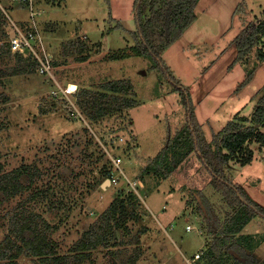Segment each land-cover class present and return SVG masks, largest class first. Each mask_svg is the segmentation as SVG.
<instances>
[{
	"label": "rangeland",
	"instance_id": "rangeland-1",
	"mask_svg": "<svg viewBox=\"0 0 264 264\" xmlns=\"http://www.w3.org/2000/svg\"><path fill=\"white\" fill-rule=\"evenodd\" d=\"M0 4L4 8L0 9L4 19L0 23V176L27 166L32 177L28 185V176H21L27 184L24 189L0 203V249L7 251L0 264H8L20 244L9 217H17L23 207L35 215L61 254L70 253L85 232L109 221L106 243L89 251L80 264H119L124 255L138 257L134 264H188L185 258L192 264H209L204 253L235 210L211 186L194 153L167 178L142 173L147 159L165 145L168 132L172 135L185 122V109L178 92L151 67L150 58L111 59L112 53L121 54L134 43L129 31L135 29L133 0H37L33 14L10 0ZM195 13L194 21L162 57L189 88L209 140L234 114L248 115L257 103L264 85V61L257 62L255 53L264 49V42L236 61L233 40L244 25L264 16V0H199ZM106 21L116 24L112 33L107 40L95 37V24L106 26ZM7 23L22 31L39 30L35 43L41 61L47 65L50 59L48 69L26 54V60L37 59L33 66L25 73L10 70L21 59L9 48ZM81 23L79 31L90 39L78 31ZM120 23L126 29L121 30ZM5 45L9 53L2 49ZM119 80L129 84L128 92L102 86ZM70 83L77 91L65 97L62 88ZM80 96L89 98L93 106L84 111L77 104ZM114 96L115 103L126 96L135 104L93 117L95 107ZM246 147L253 151L251 160L241 164L237 156L232 158L227 174L264 206V145L247 142ZM116 156L124 175L118 174L117 182L107 181ZM127 180H138L140 185L135 189ZM37 189L41 192L26 201ZM200 207L208 217L202 216ZM241 233L255 241L242 253L244 259L264 264V239L256 244L264 236V219L252 218ZM235 250L230 249L240 258ZM197 252L200 257L193 259ZM228 253L220 264H239ZM14 260L43 264L24 253Z\"/></svg>",
	"mask_w": 264,
	"mask_h": 264
},
{
	"label": "trees",
	"instance_id": "trees-1",
	"mask_svg": "<svg viewBox=\"0 0 264 264\" xmlns=\"http://www.w3.org/2000/svg\"><path fill=\"white\" fill-rule=\"evenodd\" d=\"M198 1L133 0L132 15L135 29L130 31V34L134 43L128 50L122 49L121 54L112 53L111 59L129 56L150 58L153 62L151 67L158 70L171 84L172 89L178 92L185 109V122L172 135L171 132H168L165 145L157 154L147 159L142 173L151 172L162 178H167L191 153H194L208 173L211 186L219 191L224 202L235 210L220 225L218 234L204 253L205 259L209 264H220L222 258L229 254L228 252L233 254L230 251L233 248L237 250L235 252H239L240 256L238 258L233 254L236 263L241 264L245 260L244 264H252L250 257L244 259L242 253L247 248L252 247L255 241L252 243V238L249 235H243L241 231L252 218L257 216L264 219V206L257 203L247 194L244 187L231 179L227 174L226 165L229 160L236 156L241 164H246L251 160L253 151L246 147L247 142H257L264 145V131L261 130L264 128V85L250 114H234L233 118L228 120L218 132L212 134L211 139L208 140L205 137L201 123L196 116L195 105L189 88L175 77L162 57L165 49L196 18L195 7ZM2 20L4 19L0 11V23ZM233 42L237 48L235 60L240 61L247 58L253 48L264 42V16L244 25ZM5 46L7 47V45ZM2 49L9 51L8 47ZM14 53L21 60H19V65L17 64L16 67L10 69L13 72L25 73L33 66L34 60L37 61L35 58L34 60L31 59L32 61L26 60L27 58H24L22 53ZM255 57L257 62L264 61V49H259L255 53ZM102 86L105 90L115 92L126 93L130 89L129 84H124L120 80L106 82ZM117 98L114 96L113 100L108 103L97 105L93 117L129 108L135 104L134 99L126 96L121 97L120 102L115 103ZM77 104L84 111L93 106L90 99L85 96L78 97ZM239 154L243 156L239 157ZM142 173L139 175L140 177ZM23 175L28 176L29 185L32 182V177L27 166L8 171L0 176V203L7 201L12 195L24 189L27 184L20 180ZM40 192V189H37L25 200L35 198ZM203 203L208 212L210 207L207 201L203 199ZM200 210L204 218L208 217L209 214L206 215L201 207ZM9 220L12 224V233L20 244L16 247L15 252L9 255L8 264H17L14 258L22 253L38 258L43 264H80L88 256L89 251L106 243V235L111 230L109 221L100 223V227L95 231L88 230L85 232L83 237L74 243L70 253L61 254L57 244L41 230L40 223L27 207H23L17 217L10 216ZM214 224L215 226L219 225L217 219ZM236 234L238 235L236 236ZM263 239L264 236L256 244H259ZM134 240L135 243H138L137 236H134ZM6 254L7 251L2 253L0 249V259L5 258ZM241 257H243L242 260H240ZM137 259L136 256L127 258L124 255L119 264H134Z\"/></svg>",
	"mask_w": 264,
	"mask_h": 264
},
{
	"label": "built area",
	"instance_id": "built-area-1",
	"mask_svg": "<svg viewBox=\"0 0 264 264\" xmlns=\"http://www.w3.org/2000/svg\"><path fill=\"white\" fill-rule=\"evenodd\" d=\"M10 1L17 4L19 8H28L27 10L29 11V13L31 11L32 14L34 13L33 5L34 3H37V0H10ZM52 1L53 0H49V2H52ZM0 9L4 10L2 6H0ZM5 30L7 31L9 35L8 43H9V48L11 52H19V53H22L23 55L31 54L32 56L37 58L38 61L40 60L39 63L43 64L45 69H48L49 66L47 65H50L49 64L50 59H46L47 65H45V63L41 61L38 55V50H37V46L35 43L36 38L38 39L37 36H39L37 29L35 30L33 28H29V29H25V31H22L14 23H7L5 25ZM42 48L44 47L42 46ZM46 54H49V53H46ZM76 91H77V87L75 88L73 92L69 91V84L67 87L62 88V94L65 97L70 96L71 94H75ZM112 160H113L112 161L113 167H112V170L109 171V174H108L109 176L107 180L117 182L118 174L124 175L121 169V166H120L121 159L120 157L116 156ZM127 183L133 186L135 189H136L135 186L140 185V182L138 180H127ZM187 228H190V226H187ZM198 257H200L199 252L193 255V259L198 258Z\"/></svg>",
	"mask_w": 264,
	"mask_h": 264
},
{
	"label": "crops",
	"instance_id": "crops-1",
	"mask_svg": "<svg viewBox=\"0 0 264 264\" xmlns=\"http://www.w3.org/2000/svg\"><path fill=\"white\" fill-rule=\"evenodd\" d=\"M41 14L42 13H40L37 17H41ZM111 19H115L116 20V18H114V17H111ZM103 22H105L104 20H102ZM66 24H67V22H65ZM115 25L116 24H114V25H110L109 24V21H106V26H105V24L103 25L102 23H100L99 25H97V23L95 24V28L93 29V30H95V31H97V34H96V36L95 37H98V38H102L103 40H107L106 38L108 37V35H109V33L111 32L112 33V31L110 30V28L111 27H115ZM83 23H81L80 25H79V29H78V31L80 30V29H83ZM123 28L124 29H126L125 27H123V24H121L120 23V29L121 30H123ZM45 30H47V28L45 27V28H43L42 30H41V32L43 33ZM39 31V30H38ZM82 31V30H81ZM81 31H79V32H81ZM129 31H131V30H129ZM82 34H84L85 36H87V34L85 33V31H82L81 32ZM87 37H89V35L87 36ZM124 37V36H123ZM126 38V37H125ZM89 39H90V37H89ZM43 47H44V45H42ZM128 58V57H127ZM197 260V259H196ZM204 260H206L205 258H204ZM185 261L188 263V264H192L191 263V259H188V258H185ZM193 262V261H192ZM203 264H207V263H204L203 262Z\"/></svg>",
	"mask_w": 264,
	"mask_h": 264
},
{
	"label": "bare ground",
	"instance_id": "bare-ground-1",
	"mask_svg": "<svg viewBox=\"0 0 264 264\" xmlns=\"http://www.w3.org/2000/svg\"><path fill=\"white\" fill-rule=\"evenodd\" d=\"M76 88V85L74 83L69 84V91L73 92Z\"/></svg>",
	"mask_w": 264,
	"mask_h": 264
},
{
	"label": "water",
	"instance_id": "water-1",
	"mask_svg": "<svg viewBox=\"0 0 264 264\" xmlns=\"http://www.w3.org/2000/svg\"><path fill=\"white\" fill-rule=\"evenodd\" d=\"M108 181V180H107Z\"/></svg>",
	"mask_w": 264,
	"mask_h": 264
}]
</instances>
